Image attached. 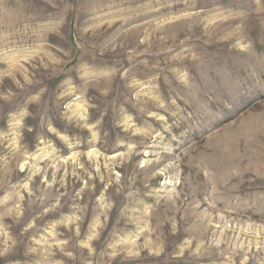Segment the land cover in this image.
Masks as SVG:
<instances>
[{"label":"rangeland","instance_id":"1","mask_svg":"<svg viewBox=\"0 0 264 264\" xmlns=\"http://www.w3.org/2000/svg\"><path fill=\"white\" fill-rule=\"evenodd\" d=\"M0 264H264V0H0Z\"/></svg>","mask_w":264,"mask_h":264}]
</instances>
